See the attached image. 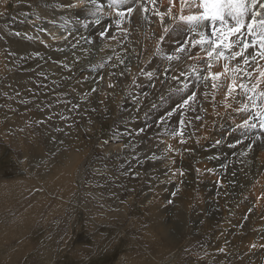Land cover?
Returning <instances> with one entry per match:
<instances>
[{"label": "rangeland", "instance_id": "374dc122", "mask_svg": "<svg viewBox=\"0 0 264 264\" xmlns=\"http://www.w3.org/2000/svg\"><path fill=\"white\" fill-rule=\"evenodd\" d=\"M177 2H134L143 18L139 25L132 13L115 25L95 10L90 26L69 36L70 43L51 44L47 26H71L75 11L89 13L92 6L0 0V264H264V161L258 163L249 144L243 160L250 167H242L233 152L226 157L218 151L212 137L220 133L222 139L235 121L252 117L259 123L251 105L254 99L262 103L258 91L264 87L254 90L252 82L254 65L264 58L256 55L257 46L245 52L247 64L243 56L232 59L242 44L224 50L225 58L204 56L192 44L193 27L178 21L197 10L182 12ZM56 4L64 7L55 10ZM121 35L126 46L114 48ZM133 41L141 43L137 63ZM182 45L186 50L177 52ZM185 68L205 74L195 82L194 92L203 96L200 110L194 98L186 113L182 106L180 118L171 119L188 92L174 71ZM210 73H221L219 80ZM106 77L108 86L97 89ZM245 107L251 114L241 120ZM149 111L157 125L168 122L184 133V145L159 140L162 152L147 133L136 131ZM70 153L77 157L66 165ZM35 179L51 185L44 187L52 191L44 199Z\"/></svg>", "mask_w": 264, "mask_h": 264}, {"label": "snow or ice", "instance_id": "6c2138e0", "mask_svg": "<svg viewBox=\"0 0 264 264\" xmlns=\"http://www.w3.org/2000/svg\"><path fill=\"white\" fill-rule=\"evenodd\" d=\"M134 2L135 0H133ZM171 2L172 0H170ZM121 5L124 6L123 10L117 12V15L121 17L134 11L131 6L125 4V0H110V6L119 8ZM192 7H196L197 11L188 15L181 14L178 17V21L193 28L201 25L207 26L206 32L199 33L200 39L192 41L194 47L197 44L210 45L212 50L208 52V56L211 58L214 52L217 53L218 57H223L224 50H231L234 46L242 44L241 51L235 52L231 58L243 56L244 63L247 64L249 56L245 55V52L258 46L259 51L256 55L264 58V3L259 2V0H198V3L196 0H181L182 12L185 8L191 9ZM249 17L250 19H248ZM244 29L247 30V33H245ZM165 31H168V29H165ZM104 34L103 32L100 33L101 36ZM160 39L163 40L164 37L162 36ZM185 50L186 48L183 45L177 48V52ZM172 58L171 56L169 57V59ZM251 58L255 59V56ZM220 75L221 73H210L214 81ZM260 75L264 77V71ZM234 83L228 86V95L235 91ZM213 87H217V84L214 83ZM238 87L247 91L244 84H240ZM194 96L195 94L190 96L184 103L188 104ZM258 98L262 103L258 105L257 100L254 99L252 104L257 109L256 117L259 120V127L264 131V92L258 93ZM243 110L247 111V107ZM251 119L252 117H249V120H244L243 124L238 125V127L245 129L256 128V123L249 122Z\"/></svg>", "mask_w": 264, "mask_h": 264}, {"label": "bare ground", "instance_id": "6f19581e", "mask_svg": "<svg viewBox=\"0 0 264 264\" xmlns=\"http://www.w3.org/2000/svg\"><path fill=\"white\" fill-rule=\"evenodd\" d=\"M71 1H73V3H75V2H77L78 3V5H80L79 6V8L80 7H82L83 6V4L86 2V0H71ZM95 1H97V2H95ZM128 1V4H129V6H131V4H133V0H127ZM155 1V0H154ZM137 4H142L143 2H144V0H137V1H135ZM174 2H175V0H174ZM178 2H179V0H178ZM177 2V3H178ZM101 4H105V2L103 1V0H93L92 1V3H90V1H88L87 3H85L84 4V6L85 5H91L92 7H91V11L89 12V13H86V11H82L81 10V12H80V14H79V11H78V13H77V11H75V13H74V20L75 21H73V20H69L70 22H72V25L70 26V25H66V28H62V29H56V28H53L52 26H47V32L48 33H50V34H47L46 35V37H49V40H50V43L52 44H57V43H60V42H66V43H70V40H69V36H71L74 32H79V30H83L84 28H88L89 26H90V19L92 20V18H93V12L96 10L97 12H99V16L97 17V18H102V16H104V17H106V16H108V17H110L111 18V23H113V24H115V25H120V20H119V15H117V12L118 11H120V10H123V8H124V6L123 5H121L119 8H117V7H113V6H110V0H107V3L105 4V6H101ZM126 4V3H125ZM174 4H176V3H174ZM83 6V7H84ZM139 6V5H138ZM149 6V5H148ZM156 6V5H155ZM62 7H64V6H59L58 7V4H56L55 5V10H58L59 8H62ZM146 7V6H145ZM156 7H158V6H156ZM94 8H96V9H94ZM160 8V7H159ZM196 8V7H195ZM152 9V8H151ZM154 9V8H153ZM155 9H157V8H155ZM188 8H185V10H187ZM192 9V8H191ZM190 9V10H191ZM149 10H150V8H149ZM159 10V9H158ZM197 10V9H196ZM137 9H136V11H135V9H134V11L132 12V14H133V17H132V19H133V22H134V25H135V23H137L138 24V22L139 21H141V23H142V19L143 18H141L140 17V14L138 13V15H136L137 14ZM162 12V11H161ZM171 12V11H170ZM189 12V11H188ZM96 13V12H95ZM78 14V15H77ZM189 14V13H188ZM151 15V14H150ZM154 15V14H153ZM176 15V14H175ZM125 16V18H130V14H125L124 15ZM123 16V17H124ZM57 16L55 15V18H56ZM122 17V18H123ZM146 17H148V16H146ZM73 18V17H72ZM94 18H95V16H94ZM97 18H95L94 20H93V23L94 24H96L97 23V21H98V19ZM109 18V19H110ZM149 18V17H148ZM154 18V17H153ZM163 18V17H162ZM78 19V20H77ZM151 19V18H150ZM96 20V21H95ZM148 20V19H147ZM147 20H145L144 19V22L145 21H147ZM12 22H18V21H14V20H11ZM29 21H31V20H29ZM56 21V20H55ZM58 22V21H57ZM100 22H101V20L99 21V24H100ZM150 22V21H149ZM148 22V23H149ZM152 22V21H151ZM41 23V22H40ZM76 23H77V25H76ZM140 23V22H139ZM147 23V22H146ZM148 23H147V25H148ZM124 24H126V23H124ZM128 24V23H127ZM38 25V24H37ZM81 25V27H79ZM139 25V24H138ZM144 25V24H143ZM152 25H153V23H152ZM77 26V27H76ZM129 26H130V24H129ZM133 26V25H132ZM141 26V25H140ZM154 26H156V25H153V27H152V29H153V35H154V37H155V35H156V32H157V30L158 29H156V28H154ZM42 27V26H41ZM46 27V26H45ZM71 27H73V31H71L72 29H71ZM145 27H147V26H144V28ZM149 27H151V25H149ZM157 27V26H156ZM206 25H201V26H199V27H197V28H191V32H190V35H192L194 38H195V40H199L200 39V36H199V33H201V32H206ZM43 28V27H42ZM82 28V29H81ZM144 28H143V31H145L144 30ZM190 28V27H189ZM39 29V28H38ZM121 29V28H120ZM126 29H127V27H126ZM136 29V28H135ZM140 29V28H139ZM33 30V29H32ZM130 30V29H129ZM128 31V30H127ZM138 31V30H137ZM146 31H148V30H146ZM129 32V31H128ZM131 32V31H130ZM133 32V31H132ZM35 33V32H34ZM137 32H133L132 34H136ZM40 34V33H39ZM38 34V35H39ZM42 34V33H41ZM125 34V33H124ZM130 34V33H129ZM138 34V36L140 35V31L137 33ZM143 34V33H142ZM145 34V33H144ZM188 34V33H187ZM186 34V35H187ZM210 34V33H209ZM109 35L110 34H104L103 36H101L102 38H105V37H109ZM123 35V34H122ZM121 35V37H120V39H121V42L120 43H118V41L115 39V41L113 40V47L115 48V47H117V46H126V43H125V41H124V37ZM146 35V34H145ZM186 35H185V37H186ZM137 35H135V37H136ZM114 37V36H113ZM134 37V36H133ZM142 37H143V35H142ZM112 39H114V38H112ZM141 39V38H140ZM48 40V41H49ZM142 40V39H141ZM140 41V40H139ZM143 41H144V39H143ZM134 43L135 42H137V41H133ZM145 42V41H144ZM143 42V43H144ZM130 42L128 41L127 42V44H129ZM136 44V43H135ZM139 44H141V43H139V42H137V46H135V45H131V49H130V53L134 56V52L136 53V57H135V59H134V63H137V61L136 60H138L139 59V55L141 54H139L138 55V53L140 52V46H139ZM130 45V44H129ZM111 46V45H110ZM237 46V45H236ZM200 47V50H199V52L200 51H202V52H204L203 53V55L205 56V54H207V52H209L210 51V49L211 48H209V45L208 44H204V45H200L199 46ZM239 48V47H238ZM133 49L135 50L134 52H133ZM100 52H101V54L103 53V52H105L106 50L105 49H102V50H99ZM237 51V50H236ZM249 53V52H248ZM251 53H252V51H251ZM230 55V54H229ZM215 57H213V59H214ZM219 58V57H218ZM223 58H225V57H223ZM250 58V57H249ZM208 59V58H207ZM213 59H211V60H213ZM205 60H206V58H205ZM210 59H209V61L213 64V62L211 61ZM221 60V59H220ZM253 60V59H252ZM209 61H206V62H208V63H210ZM217 62H218V60H217ZM223 62H225V61H223ZM256 62V61H255ZM259 62H261V61H259ZM231 63V62H230ZM252 64H253V62H252ZM222 65H223V63H222ZM206 66H207V64H206ZM209 66H210V64H209ZM209 66H207V67H209ZM225 66H228V63H227V65H225ZM234 66V65H233ZM51 67V66H50ZM106 67V66H105ZM220 67V66H219ZM229 67V66H228ZM254 67L256 68V71H257V76L254 78V80H253V84L255 85H253L254 87V90H256V89H260L261 88V86H263L264 87V84L262 83V81H261V78H262V76L260 75V73L262 72V71H264V60H263V62H261V63H255V65H254ZM227 68V67H226ZM105 69V68H104ZM108 69V68H107ZM225 70V69H224ZM228 71H229V69H228ZM59 71H57V73H58ZM214 72V71H213ZM248 72V71H247ZM250 72V71H249ZM49 73H51V70L49 71ZM205 73H206V71H205ZM228 73V72H227ZM52 75L53 74H56V72H54V70H52V73H51ZM232 74V73H231ZM250 74H251V72H250ZM255 74V73H254ZM205 75V74H204ZM226 75V73L224 74V76ZM252 75V74H251ZM228 77H229V75H228ZM106 80H104L103 81V79L101 80V82H100V84H98L97 85V89L98 88H103V87H107L108 85H107V77L105 78ZM205 79V78H204ZM252 79V78H251ZM195 80V79H194ZM209 80V79H208ZM219 80V79H218ZM230 80V79H229ZM232 80V79H231ZM181 81H182V79H181ZM217 81V80H216ZM251 81V80H250ZM106 82V83H105ZM179 84V83H178ZM242 84V83H241ZM248 84V83H247ZM249 84H250V82H249ZM191 85H193L191 88H193L194 86H198V84L197 83H191L190 84V86ZM103 86V87H102ZM206 86V85H205ZM202 87V86H201ZM234 87H235V85H234ZM203 88V87H202ZM208 88V87H207ZM209 89V88H208ZM204 90V89H203ZM210 90H208V92H209ZM258 91V90H257ZM223 92V91H222ZM205 93H207L206 91H205ZM258 93H259V91H258ZM193 94H195V96H197V92H193ZM206 95V94H205ZM207 95H209V94H207ZM227 95V94H226ZM193 96V95H192ZM210 96V95H209ZM178 97V96H177ZM203 97V96H202ZM202 97H200V98H202ZM207 97V96H206ZM222 97V96H221ZM205 98V97H204ZM179 101V100H178ZM181 101V100H180ZM193 101V100H192ZM204 101L206 102V98L204 99ZM191 102V101H190ZM195 102V101H194ZM193 102V103H194ZM203 102V101H202ZM247 102V101H246ZM249 102V101H248ZM189 104V103H188ZM202 104V103H201ZM249 104V103H248ZM251 104V103H250ZM198 105V104H197ZM203 105V104H202ZM191 106H192V104H191ZM191 106H190V108H191ZM200 106V105H199ZM199 106H198V108H199ZM247 106V105H246ZM252 106V108H253V105H251ZM251 106H250V108H251ZM195 108H197V106H196V102H195V106H194V109ZM220 108V107H219ZM248 108H249V106H248ZM173 109V108H172ZM192 109V108H191ZM202 109H203V106H202ZM178 110V109H177ZM186 110V109H185ZM200 110V109H199ZM228 110V109H227ZM182 111V110H181ZM222 111V110H221ZM224 111V110H223ZM230 111V110H229ZM170 112V111H169ZM168 112V113H169ZM203 112V111H202ZM208 112V111H207ZM196 113V112H195ZM209 113V112H208ZM207 113V114H208ZM217 113V112H216ZM221 113H223V112H221ZM220 113V114H221ZM242 113H243V118L241 119V120H243V119H246L248 116H250V114H249V112L247 113L246 111H242ZM255 113V112H254ZM173 114V113H172ZM209 115H211V114H209ZM227 115H229V114H227ZM196 116V115H195ZM208 116V115H207ZM215 116V115H214ZM224 116V115H223ZM211 116H209V118H210ZM215 118H216V116H215ZM214 118V119H215ZM231 118V117H230ZM204 119V118H203ZM206 119V118H205ZM211 119H212V117H211ZM223 119V118H222ZM221 119V120H222ZM228 120V119H227ZM229 120H231V119H229ZM228 120V121H229ZM212 121V120H211ZM210 121V122H211ZM194 122V121H193ZM209 122V123H210ZM243 122L244 121H240V122H238V121H235V125H234V128H233V130L232 131H228V130H226L225 129V134L223 135V138L221 139H219V137H220V133L218 134V133H216V135H212V137L213 138H216V140H217V142L216 141H214L215 143H216V148L218 149V151H225L224 152V154L225 153H227L226 155V157H229L230 156V154L233 152V155H234V158L232 159L233 161H237V162H239V164L240 165H242V167L243 166H245V167H247L248 169H249V165H247V164H245L244 163V160H243V158H244V153H247V151H248V145L249 144H253L252 145V151H253V154L252 155H257L258 157H259V159H258V163H263V161H264V137L261 135V134H259L254 128H251V129H245V128H240V127H237V128H235L237 125H241V124H243ZM250 123H253L252 121H249ZM212 123H213V121H212ZM233 123H234V121H233ZM238 123V124H237ZM256 123V122H255ZM219 123H217V125H218ZM85 127H86V129L87 130H89V126L87 125V124H85ZM98 128H99V125L97 126ZM97 128V129H98ZM229 128V127H228ZM202 129V128H201ZM224 129V128H223ZM94 130V129H93ZM100 130V128L98 129V131ZM193 130V129H192ZM203 130V129H202ZM204 131V130H203ZM241 131H244L245 133H246V135L244 136V138H238V135H239V133L241 132ZM204 133V132H203ZM202 135V134H201ZM215 136V137H214ZM230 136H233L234 137V139H231L230 138ZM235 140V141H234ZM236 148V149H235ZM74 153V152H73ZM73 153H70L69 154V156H68V158H67V160H66V165H68L70 162H72L73 160H74V158H75V156L76 155H74ZM207 153V152H206ZM249 153V152H248ZM75 154H77V153H75ZM212 155V154H211ZM211 155H209L210 157H212ZM216 156H217V154H216ZM249 156V155H248ZM77 157V156H76ZM204 157V156H203ZM249 157H252V156H249ZM65 158V157H64ZM202 158V157H201ZM207 158H208V155H207ZM208 160V159H207ZM214 160V159H213ZM202 161H204V160H202ZM225 161H227V160H225V158H224V161L223 162H225ZM233 161H232V163H233ZM248 163H250V158H248ZM228 162V164H232L231 163V161H227ZM68 163V164H67ZM216 163V162H215ZM218 164V163H217ZM221 165V164H220ZM216 166V165H215ZM69 167V166H68ZM73 167V166H72ZM222 167V166H221ZM257 167H258V165H257ZM66 168V167H65ZM217 168V167H216ZM215 169V168H214ZM215 171V170H214ZM256 171V170H255ZM247 174V173H246ZM60 177H65L64 176V174L62 173V175L60 176ZM261 181V180H260ZM17 224H19V223H17ZM11 229V228H10ZM12 229H14V228H12ZM14 232H15V230H14ZM16 234V233H15Z\"/></svg>", "mask_w": 264, "mask_h": 264}, {"label": "built area", "instance_id": "2783aa9c", "mask_svg": "<svg viewBox=\"0 0 264 264\" xmlns=\"http://www.w3.org/2000/svg\"><path fill=\"white\" fill-rule=\"evenodd\" d=\"M99 21V19H98ZM66 24V23H65ZM66 26V25H64ZM186 70V71H185ZM185 70H181V71H174V75L178 78L179 81V88L184 92V90H188V92L185 94V100H187L190 96L193 95V92L196 91L198 89L197 86H194L193 88H189L187 89V87L185 86L186 82L187 83H195V82H200L202 77H205L203 72H196V73H190V71H188V68H185ZM181 79L183 81H181ZM195 79V80H194ZM206 79V78H205ZM207 80V79H206ZM184 82V83H183ZM200 85V83H199ZM201 86H199V90H200ZM185 93V92H184ZM200 93V92H199ZM195 100H196V106L197 109L199 106V101H200V96H194ZM193 98V99H194ZM194 101H191L190 104H192ZM198 104V105H197ZM185 103L180 104L179 106V110H176V112L174 113V115L172 116L171 119H176V118H180L177 115H182L181 114V108L182 106L185 107V109L187 110ZM186 110L184 113H186ZM151 111V110H150ZM148 112L146 114H144L142 117L139 118L138 120V128H136V131H141V132H145L148 134L149 139L151 140V144L153 146H155V148L161 150L162 152L166 149L164 148V144L162 149H160L158 147V143L160 142L159 140H164V141H171L174 138V141L172 143H175L178 146H183L184 142L187 138V136L182 133L181 131L175 130L171 128V125L168 124V122H164L163 124H158L157 125V120H155V116L151 115V112ZM188 114V113H187ZM250 114V113H249ZM196 118V116H194V119ZM153 120H155L153 123ZM257 127L254 128L259 134H261L264 137V131H262L259 127V123H256ZM157 128V132H152L153 129Z\"/></svg>", "mask_w": 264, "mask_h": 264}, {"label": "crops", "instance_id": "0c3cea01", "mask_svg": "<svg viewBox=\"0 0 264 264\" xmlns=\"http://www.w3.org/2000/svg\"><path fill=\"white\" fill-rule=\"evenodd\" d=\"M77 163H73V165H76ZM34 174H39L38 172H35ZM36 180V179H35ZM37 181V180H36ZM38 183H40V187H39V190H38V195L39 196H41L43 199L45 198V195L47 194V193H50V192H52L49 188L48 189H44V187H46V186H51L50 184H42V181L41 182H39V181H37Z\"/></svg>", "mask_w": 264, "mask_h": 264}]
</instances>
